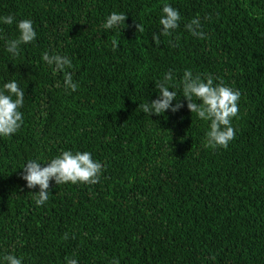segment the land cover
<instances>
[{
  "label": "trees",
  "instance_id": "obj_1",
  "mask_svg": "<svg viewBox=\"0 0 264 264\" xmlns=\"http://www.w3.org/2000/svg\"><path fill=\"white\" fill-rule=\"evenodd\" d=\"M164 3L182 19L157 45ZM113 11L127 20L106 31ZM7 15L31 20L37 40L12 60L5 40L19 33L15 21L0 24V87L16 79L25 92L23 127L0 137V255L24 264H264V0H0ZM197 16L204 39L185 28ZM44 51L71 58L76 92L41 61ZM186 69L241 93L227 149L205 147L208 123L179 88L176 113L139 107L157 98L165 73L179 85ZM65 150L91 152L100 181H51L37 207L39 186L28 189L20 167Z\"/></svg>",
  "mask_w": 264,
  "mask_h": 264
},
{
  "label": "clouds",
  "instance_id": "obj_2",
  "mask_svg": "<svg viewBox=\"0 0 264 264\" xmlns=\"http://www.w3.org/2000/svg\"><path fill=\"white\" fill-rule=\"evenodd\" d=\"M181 14L170 3H164L160 16L159 33L154 32L152 39L159 45L161 36H171L180 27ZM127 16L124 13L113 11L105 18L101 25L104 30H115L125 24ZM15 17L12 15L0 16V24L12 25ZM18 37L13 40H5V52L9 58L16 60L20 57L21 46L35 44L37 32L33 22L29 19L15 21ZM138 32H144V26L136 25ZM193 37L204 39L205 34L201 31L200 19L197 16L185 25ZM119 47L118 41L113 40V50ZM41 61L45 63L55 76L63 73V87L76 92L78 84L73 81L69 69L73 68L72 60L67 55L49 54L44 51ZM59 87V84L57 85ZM157 98L151 102L139 105L144 114L161 115L169 111L176 113L184 107L180 102L182 95L187 102L188 110L199 119L208 123V130L205 134V147L227 149L229 143L235 138V129L232 125L233 119H238V102L241 93L234 88L220 83H214V77L210 74H194L191 69H186L180 79L179 85L174 82L172 72H167L163 78L155 84ZM177 88L181 94L177 98ZM69 93V94H70ZM25 92L16 79L3 83L0 87V137L10 138L17 134L23 127ZM175 102V103H174ZM42 164L44 166H42ZM21 179L26 181L28 189H35L39 186V192L34 194V202L37 207L45 205L49 200L50 182L56 185H94L100 181L103 174V165L93 159L91 152L65 150L42 163L40 158L28 159L22 164ZM67 237H65L66 239ZM66 264H78L75 258H65ZM0 264H24L23 257H17L15 253L0 255ZM111 264H119L118 259H113Z\"/></svg>",
  "mask_w": 264,
  "mask_h": 264
}]
</instances>
